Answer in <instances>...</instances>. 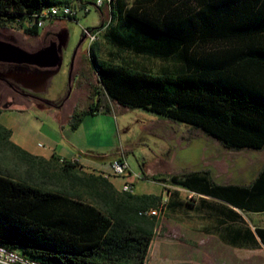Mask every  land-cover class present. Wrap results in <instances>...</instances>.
Segmentation results:
<instances>
[{
	"label": "trees",
	"instance_id": "obj_1",
	"mask_svg": "<svg viewBox=\"0 0 264 264\" xmlns=\"http://www.w3.org/2000/svg\"><path fill=\"white\" fill-rule=\"evenodd\" d=\"M72 2L0 0V28ZM110 7L107 32L113 41L182 61L175 70L153 74L99 61L91 48L93 69L110 101L190 125L227 150L264 149V0H135L125 10ZM90 96L96 101L71 115L72 130L87 116L111 112L107 106L100 112L97 87ZM9 138L0 124V147H9L27 169L18 178L0 170V246L41 264L145 263L156 218L143 212L158 208L161 197L119 192L102 175L55 156L46 161L30 155ZM142 179L246 211L260 209L254 200L264 191V167L250 186L218 185L209 171L166 178L143 172Z\"/></svg>",
	"mask_w": 264,
	"mask_h": 264
},
{
	"label": "crops",
	"instance_id": "obj_2",
	"mask_svg": "<svg viewBox=\"0 0 264 264\" xmlns=\"http://www.w3.org/2000/svg\"><path fill=\"white\" fill-rule=\"evenodd\" d=\"M134 1L113 0L112 4L115 10H125L130 8ZM82 4L87 5L88 2L82 0ZM108 12L110 15V6H108ZM109 20L110 16L107 22H102L100 29L103 30L99 39L89 46V51L92 48L99 61L128 64L153 74L172 71L182 66V61L176 60L174 56L167 58L155 57L144 51H136L133 48L116 43L110 38L107 28H105L108 26ZM46 28L44 27L39 32L44 31ZM17 33H21V31H17ZM32 79H35V77H32ZM45 85H41L42 88L35 92H41V95L44 94ZM92 87H102L98 77L91 84V89ZM20 99L16 105L11 108H4V110L9 109L14 112L27 109L28 107L24 104V101L27 102L28 100ZM61 99L60 97L56 100L41 99V102L30 99L32 104L28 106L45 109L56 118L60 114L61 106H59V102ZM3 112L0 113V119ZM2 126L9 130L10 142L30 155L43 158L46 161H50L53 156L59 160L70 162L78 160L82 172L85 173L110 174V163L112 161L120 158L126 160L125 156L119 153L112 154L113 156L107 161H103L107 156L106 154L99 153L90 156V158L75 154V150L80 152V149L83 148H80L77 137H73L74 133L72 131L79 132L81 126L76 130H72L70 117L65 119L64 123L59 126V142H49L48 146L42 149H39V143L32 145L23 137L18 136L13 131L12 126ZM63 142L67 145H63ZM221 148L223 147L221 146ZM263 150L254 151L264 152ZM227 152L229 153H222L217 158L218 161H226V164L216 161L211 162L201 170L191 169L181 173L209 171L211 179L218 185L250 186L264 167V155L260 156L256 152L251 153L247 150H227ZM89 153L94 152L90 151ZM237 159H240L241 162L239 168L234 164ZM142 168L143 172L148 174L147 169L144 166ZM246 173H250L248 178L244 177ZM171 174L174 173L159 174L156 177L166 178ZM107 179L119 192H122L124 183L128 181L127 178L113 176ZM156 183L159 184L158 192L152 195L161 197V204L165 203L166 208L164 214L156 219V227L144 264H264V237L262 238L258 233L259 230L264 231V191L257 192L254 200V204L260 209L246 211L220 199L179 186L162 182ZM133 185L136 189L138 183L135 182ZM133 194L149 195L150 193L138 194L133 191Z\"/></svg>",
	"mask_w": 264,
	"mask_h": 264
},
{
	"label": "rangeland",
	"instance_id": "obj_3",
	"mask_svg": "<svg viewBox=\"0 0 264 264\" xmlns=\"http://www.w3.org/2000/svg\"><path fill=\"white\" fill-rule=\"evenodd\" d=\"M85 1L88 2L87 6L90 9L87 15L79 13L77 20L66 19L47 23L45 26L47 28L36 36L26 35L24 32L17 33L16 27L15 29L10 26L0 28V36L11 35L20 40L23 45L33 48L40 47L44 37L50 31H62L68 37L67 46L62 51L61 63L51 69L49 81L47 86L45 85V93L40 95L45 100L62 98L59 102L60 114L55 118L45 109L29 107L28 105L32 104L31 100L24 101L28 108L23 111L4 110L0 105V112L4 111L0 124L12 126L18 136L32 145L39 143V149L46 148L49 142H59V126L65 119L71 117L74 112L87 109L96 101L90 95L91 84L96 81L97 76L90 59L89 41L84 39L81 42L84 38L82 30L99 28L103 21H108L110 15L107 4L98 9L94 6L96 0ZM75 50L77 53L69 79L70 63ZM98 90L100 105L103 108L107 106L113 111L104 115L87 116L79 125L81 126L79 132L72 131L73 137H77L80 148H83L80 152L75 150V154L86 158L99 153L106 154L103 161H107L113 156L112 154L119 153L125 156L131 174L141 176L144 166L148 174L157 176L181 173L191 169L201 170L211 162L218 161V155L229 153L221 148L218 141L190 125L168 120L142 109L121 108L107 98L102 87ZM17 99L21 100L19 97ZM62 144L67 145L64 142ZM247 151L256 152L260 156L264 155V152L260 151ZM218 162L227 163L224 160ZM234 164L239 168L240 159H237ZM26 169V165L9 147H0V170L18 178L25 176ZM249 176L250 173L244 175L245 178ZM141 178L133 180L134 184L138 183L133 190L135 193L158 192V183ZM152 216L156 219L160 217L147 215V217Z\"/></svg>",
	"mask_w": 264,
	"mask_h": 264
},
{
	"label": "built area",
	"instance_id": "obj_4",
	"mask_svg": "<svg viewBox=\"0 0 264 264\" xmlns=\"http://www.w3.org/2000/svg\"><path fill=\"white\" fill-rule=\"evenodd\" d=\"M104 4L110 6L112 4V0H96L94 6L100 9ZM90 11L87 5H82L80 0H73L72 3H65V6L60 7L58 10H40L37 13L30 15L28 18L18 21L17 23L11 25L10 27L17 31L24 32L26 29H37L38 31L42 30L47 23L63 21V20H77L79 13L83 15H87ZM107 28V26L105 27ZM103 29L99 30H90L84 28L82 30V34L84 39H88L89 46L93 45L100 37V33ZM104 108H100V112H103ZM111 111H113L111 109ZM62 159L60 163H62ZM78 165V169H82L79 166L78 160L73 161ZM111 173H103L102 176L105 178H109L110 176L119 177V178H127L122 187V192L133 193L134 185L133 180L140 179L141 176L136 174H131L129 172V167L124 158L116 159L110 163ZM129 178L131 179L129 181ZM166 205L162 203L156 209H149L144 211V215H163L165 211ZM0 264H41L37 261L30 260L26 258L19 250L8 249L6 247L0 246Z\"/></svg>",
	"mask_w": 264,
	"mask_h": 264
},
{
	"label": "flooded vegetation",
	"instance_id": "obj_5",
	"mask_svg": "<svg viewBox=\"0 0 264 264\" xmlns=\"http://www.w3.org/2000/svg\"><path fill=\"white\" fill-rule=\"evenodd\" d=\"M0 41L18 46L29 53H36L54 46L62 55L63 49L67 46L68 37L62 31H50L44 37L43 44L36 48L23 45L20 40L11 35H1ZM50 71V68L39 69L36 66L25 64L0 63V105L3 108H11L17 104V97L27 100L34 99L41 102V92L35 91H38L43 85L41 86L37 82H40L41 78L49 75ZM32 77H35V79H32ZM48 81L49 79L46 80V86Z\"/></svg>",
	"mask_w": 264,
	"mask_h": 264
},
{
	"label": "water",
	"instance_id": "obj_6",
	"mask_svg": "<svg viewBox=\"0 0 264 264\" xmlns=\"http://www.w3.org/2000/svg\"><path fill=\"white\" fill-rule=\"evenodd\" d=\"M84 38L81 40L83 42ZM77 50L73 55L70 63V74L73 68V61ZM62 60L61 53L56 50L54 46L40 50L36 53H29L18 46L10 44L8 42L0 41V63L18 64V65H31L36 66L39 69L56 68ZM50 74L46 77L41 78L39 84L45 85L46 80L49 79Z\"/></svg>",
	"mask_w": 264,
	"mask_h": 264
},
{
	"label": "bare ground",
	"instance_id": "obj_7",
	"mask_svg": "<svg viewBox=\"0 0 264 264\" xmlns=\"http://www.w3.org/2000/svg\"><path fill=\"white\" fill-rule=\"evenodd\" d=\"M113 1V0H112ZM61 7H63V6H61ZM60 7H50V9L49 10H58Z\"/></svg>",
	"mask_w": 264,
	"mask_h": 264
}]
</instances>
